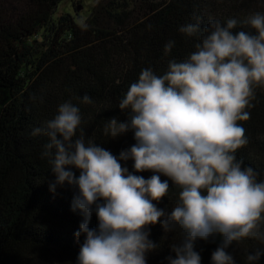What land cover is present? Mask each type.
Listing matches in <instances>:
<instances>
[{"label":"trees","instance_id":"trees-1","mask_svg":"<svg viewBox=\"0 0 264 264\" xmlns=\"http://www.w3.org/2000/svg\"><path fill=\"white\" fill-rule=\"evenodd\" d=\"M64 0H0V264H77L84 236L75 233L83 222L79 210H71L76 189L65 183L50 190L55 180L49 158L42 155L48 138L33 136L35 128L57 115L58 106L70 102L78 107L81 124L73 140L81 134L119 159L121 151L135 144L128 131L115 139L104 135L109 118L120 122L127 110L118 108L130 85L144 69L156 75L167 71L171 60L181 62L195 51L194 45L208 35L210 22L221 26L236 19L232 31L256 34L242 21L264 14V0H102L82 20L69 13L54 17ZM198 24L189 37L181 26ZM174 41L167 54L165 45ZM87 95L92 103H82ZM245 129L247 143L234 155L242 167L255 170L264 181V87L254 86ZM129 173L150 178L151 171L135 172L133 161H119ZM75 174L79 170L72 168ZM169 183L168 194L153 201L166 213L178 203L181 189ZM163 219V217L161 218ZM93 211L88 226L97 227ZM264 231V221L259 225ZM152 242L159 247L145 254L146 264H168L175 254L173 244L182 242L179 228L164 233L160 222L147 225ZM218 235L197 240L194 250L201 264H211V254L219 246ZM262 254L255 264H264V243L252 238L233 242L226 249L235 264H248L255 250Z\"/></svg>","mask_w":264,"mask_h":264},{"label":"clouds","instance_id":"clouds-1","mask_svg":"<svg viewBox=\"0 0 264 264\" xmlns=\"http://www.w3.org/2000/svg\"><path fill=\"white\" fill-rule=\"evenodd\" d=\"M256 34L233 33L236 19L226 25L210 22L208 35L194 45L185 60H171L167 71L156 75L141 71L118 108L127 110L120 122L109 118L104 135L115 139L128 131L135 144L121 151L119 159L81 134L78 107L70 102L58 106L57 115L35 128L33 136L48 138L42 155L49 158L55 180L50 190L67 185L76 189L71 210H79L83 222L74 235L84 236L77 264H146L145 254L159 246L148 239L147 225L158 221L164 233L179 228L182 242L171 246L175 258L168 264H201L195 241L218 235L220 244L211 254V264H235L226 249L233 242L252 238L264 243V181H257L251 167H242L235 151L247 143L245 129L254 86L264 87V14L242 21ZM179 31L193 36L199 25L187 24ZM169 41L164 51H171ZM82 103H92L85 95ZM131 159L135 172L151 171L145 179L129 173L119 161ZM72 168L79 170L77 176ZM168 177L181 191L178 203L166 213L153 201L169 191ZM95 211L97 227L90 229ZM163 217V219H161ZM261 249L248 254L255 264Z\"/></svg>","mask_w":264,"mask_h":264},{"label":"rangeland","instance_id":"rangeland-1","mask_svg":"<svg viewBox=\"0 0 264 264\" xmlns=\"http://www.w3.org/2000/svg\"><path fill=\"white\" fill-rule=\"evenodd\" d=\"M102 0H64L62 1L54 14L55 18L60 15L69 13L71 15L77 14L84 20L91 12L93 7Z\"/></svg>","mask_w":264,"mask_h":264}]
</instances>
